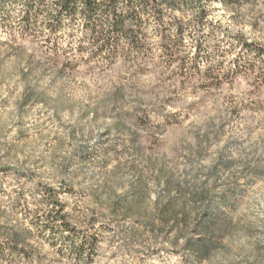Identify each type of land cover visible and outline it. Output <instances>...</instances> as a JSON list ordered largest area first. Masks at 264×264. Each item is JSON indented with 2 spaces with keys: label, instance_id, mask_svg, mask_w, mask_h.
<instances>
[{
  "label": "rangeland",
  "instance_id": "obj_1",
  "mask_svg": "<svg viewBox=\"0 0 264 264\" xmlns=\"http://www.w3.org/2000/svg\"><path fill=\"white\" fill-rule=\"evenodd\" d=\"M47 3L49 12L58 10L54 0ZM168 4L161 21L144 16L126 22L132 37L148 45L146 55L125 53L111 61L91 59L87 51L67 57L47 49L53 43H86L82 16L64 18L62 31L52 33L44 14L35 35H23L26 0H0V264H59L56 256L68 264H91L101 255L93 247L90 259L84 254L78 259L77 240L83 236L88 244V232L68 221L81 212L79 203L55 199L41 173L27 167L37 152L34 164L54 151L53 141L75 145L69 167L80 164L79 172L91 173L97 183L124 189L116 207L126 209L125 226L106 228L119 229L124 240L121 264H164L161 252L183 253L185 264H264V58L258 51L264 50V0ZM169 31L177 54L172 63L171 50L162 48V34ZM79 69L114 80L102 104L103 118L111 123L95 131H86L83 117L76 126L60 122V111H68L69 119L73 115L59 101L82 74ZM14 159L18 167L6 163ZM67 192L77 196L71 187ZM64 194L62 189L59 195ZM79 196L84 198V190ZM53 201L62 206L65 230L72 235L55 228L61 220L56 211H45ZM17 217H35L29 223L37 231ZM156 220L183 225L180 236L188 239L181 250L155 247L172 231L158 228ZM95 223L94 218L90 224ZM145 232L153 247L142 254L136 245H144Z\"/></svg>",
  "mask_w": 264,
  "mask_h": 264
},
{
  "label": "clouds",
  "instance_id": "obj_2",
  "mask_svg": "<svg viewBox=\"0 0 264 264\" xmlns=\"http://www.w3.org/2000/svg\"><path fill=\"white\" fill-rule=\"evenodd\" d=\"M78 71L82 74L78 76L75 81L70 82L67 92L60 98L59 101V106L70 110L73 115L71 119H69L67 116L68 111H60L59 115L64 117V119L60 122L64 124L70 123L76 126L81 122V119L78 120V118L83 117L82 123L87 126L86 131L89 129L95 131L97 130L98 124L106 125L111 123V121L103 118L104 110L102 104L106 100V93L113 89L114 80H110L108 78V74H105V77L100 78L84 75L82 69H79ZM89 97H91V99H89ZM86 105H91L93 109H97L98 105L100 107L96 111H90L85 107ZM169 111L175 113L177 109L169 107ZM50 115H53V120H55V113ZM98 115L100 117L99 119H97ZM186 124H192V120L186 121ZM98 131L104 132L105 128L99 127ZM191 131H193V129H190V132ZM54 134L55 133H53V135ZM77 136L79 137V132H77ZM65 139H67V137H65ZM192 139L193 137L189 135V142H191ZM53 143L57 144L54 151L45 153L44 158L40 159V163L34 164L35 160L38 159L40 155L39 152H37L30 158L27 167L34 168V170H38L41 173V178L45 180L48 187L55 190L57 194L55 199L60 200L62 203H79L81 212L73 214V219L69 220L68 223L77 227L78 231L88 232V244L84 245L85 260L90 259L91 249L93 247H98L101 255L92 259L91 264H121L120 253L123 250L124 240L119 234V229L116 231H107L106 228L111 227L115 229L117 224L125 226L123 218L126 213V209L116 207L117 197L122 196L124 189L117 188L114 184H106L103 180H100L99 177H97V180H100V182L97 183V181L90 178L91 173L79 172L81 167L80 164H72L69 167V158L74 151L75 145L73 144V147L69 148L67 143H64L63 146H60L55 141H53ZM26 158H28L27 154L24 156H17V159L20 161H23ZM6 163H11L13 166L17 167L19 166L15 159L6 161ZM108 168L112 169L113 165L109 164ZM65 169H67V172H65ZM49 171L52 173V179L48 178ZM61 181L66 183L61 184ZM21 183H23V181ZM68 187H71L76 191V197L68 194ZM62 189L65 194L59 195ZM81 190H84L85 192L83 199L79 196ZM154 199L155 196H153V200ZM260 203L264 206V201H261ZM33 207L39 208L41 205H35ZM45 211L51 212L52 208L47 207ZM65 211L71 212V208H67ZM40 215L43 216L44 213L41 212ZM76 217H79V220H77ZM34 218L35 217H29L28 220H23V217H17V219L23 221L24 227L35 233L37 229L33 228L29 223V221H32ZM94 218L97 220V223H95L94 226H91L90 222ZM43 223H46V221L41 222V227L43 226ZM62 224H64V221L57 222V226ZM156 224L158 228H165V232L169 229H172V231L167 240H164L163 236H161V240L163 242L155 245V247L169 249L175 247L176 250H181L188 239L187 234L183 237L180 236V232L183 230V225L174 228L173 224L163 225L160 220H156ZM141 231H143V229H141ZM49 235L50 233H45V236ZM63 235L67 237L72 235V233L65 231ZM93 237H95V240L92 239ZM150 237L151 233L145 232L144 236L140 237V239L146 241L144 245L141 246L139 243L136 245L138 248H141L142 254L147 252L149 248L153 247ZM176 240H178V243L174 245L173 241ZM83 243L84 238L81 236V238L77 240V245L79 246ZM59 247L60 245L58 244L57 248ZM53 255H55V253H53ZM161 256L165 257L164 264H185V256L183 253L179 256L168 257L165 253L161 252ZM55 259L59 262V264H68L66 260L59 256H56ZM147 264H160V261L150 260L147 261Z\"/></svg>",
  "mask_w": 264,
  "mask_h": 264
},
{
  "label": "trees",
  "instance_id": "obj_3",
  "mask_svg": "<svg viewBox=\"0 0 264 264\" xmlns=\"http://www.w3.org/2000/svg\"><path fill=\"white\" fill-rule=\"evenodd\" d=\"M47 1L26 0L27 8L22 17L24 20L21 29L23 35H35L41 15L45 14L48 17L47 26L52 33L62 31L64 18L72 19L80 15L85 21L84 29L88 34V41L77 46H63L53 43L51 46H47V49L52 53L62 54L67 57L76 56L87 51L91 59L100 58L113 61L116 57L125 53H128V56L137 58L145 56L148 52V45L138 41L137 37H132L131 30L126 27L127 20L129 18L139 20L144 16H152L161 21L164 17L161 8L168 6V1L173 2L174 0H166L167 3L164 0H54L59 5L58 10L55 12H49ZM35 5H38L36 14L34 13ZM204 12V9H202L201 13ZM176 31H178V34H182L181 29ZM162 38L164 39L162 48L165 49V52L171 50L170 62L172 63L177 56L172 49L175 46L172 31H169L168 35L163 33ZM243 46L246 49L253 47V45L248 43H244ZM258 51L264 58V50L258 49ZM45 190L48 193L51 192L48 189ZM50 207L59 215L60 221H64V224L60 226L55 223L57 226L55 228L57 230L67 229L68 224L60 215L63 209L59 201H53ZM86 242L84 241L78 250V259L83 257Z\"/></svg>",
  "mask_w": 264,
  "mask_h": 264
}]
</instances>
